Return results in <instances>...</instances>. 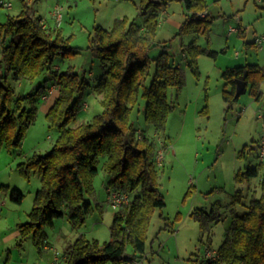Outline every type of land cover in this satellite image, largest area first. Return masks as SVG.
I'll list each match as a JSON object with an SVG mask.
<instances>
[{
    "label": "trees",
    "instance_id": "trees-1",
    "mask_svg": "<svg viewBox=\"0 0 264 264\" xmlns=\"http://www.w3.org/2000/svg\"><path fill=\"white\" fill-rule=\"evenodd\" d=\"M21 1V12L0 22V147L5 145L12 151L22 146L25 133L36 118V102L42 100L51 83L57 86V95L46 116L61 134L50 151L19 164L27 178L31 170L38 172L42 185L36 191L29 220L18 225V244L22 246L31 239L41 250L47 244L45 228L55 226L57 218L67 217L73 228H80L89 215L100 209V204H94L89 197L95 195L94 180L100 158L105 155L103 167L110 174L108 195L115 190L127 194L129 200L115 208L108 241L91 240L81 234L65 248L62 264L136 261L146 253L153 215L164 208L166 200L159 181L156 142L145 131L138 132L132 113L142 96L146 100L145 120L157 130H165L174 109L167 88H182L185 83L184 70L173 62L167 43L155 58L151 57V51L159 45L156 37L161 14L174 0H140L143 25L124 17L110 29L95 27L93 46L103 71L92 88L103 95V110L92 120L75 126L72 123L79 111V97L91 83L73 68H55L54 61L56 56L66 57L79 51L70 43L72 36L47 26L41 15L30 14L26 0ZM182 1L186 18L178 34L209 35L215 17L209 11L204 16L200 14L208 10L206 1ZM182 51L197 77L199 57L219 55V51L195 41L183 43ZM151 72L152 80L147 84ZM40 77L44 81L26 93L17 92L10 80L35 81ZM223 77L232 84L231 89L223 91L228 106L240 98L236 96L239 79L246 81L243 93L249 90L257 101L264 97V67L259 64L227 67ZM202 112L209 114L208 104ZM250 150L251 146H244L239 157H245ZM257 175L259 168L248 166L235 179L242 183ZM261 189L259 196L254 195L244 205L241 191L232 195L233 205L241 203L247 210L233 213L225 240L212 250L213 256H205L202 264H264V177ZM135 191L139 193L131 197ZM24 197L18 189L11 194L17 203H22ZM222 207L217 203L211 211L196 209L193 214L202 229H209L212 222L224 219ZM129 244L133 254L127 253Z\"/></svg>",
    "mask_w": 264,
    "mask_h": 264
},
{
    "label": "rangeland",
    "instance_id": "rangeland-1",
    "mask_svg": "<svg viewBox=\"0 0 264 264\" xmlns=\"http://www.w3.org/2000/svg\"><path fill=\"white\" fill-rule=\"evenodd\" d=\"M5 1L11 2L12 6H0V22H5L8 15H18L23 8L21 0ZM205 1L208 4L205 12L209 11L215 19L210 34L199 35L197 43L219 50L218 57L201 56L200 76L194 74L182 51L183 43L191 42L194 36L178 34L185 19L184 2L172 1L161 14L156 37L159 45L151 51V57L155 58L163 50V44L167 43L169 46L166 49L172 55L173 62L184 70L185 83L182 88H167V95L174 109L170 112L165 130H157L145 120L146 100L142 96L132 113L138 132L145 131L156 142L159 181L166 200L164 208L153 215L148 230L146 253L136 260L140 264H202L207 253L216 250L225 240L233 213L247 210L243 205L254 197L252 193L255 190L251 189L253 184L257 188L255 196L261 194L259 178L238 184L235 175L239 170L264 161V157L261 158L264 151L261 145L264 99L255 100L248 90L229 109L222 95L226 84L222 72L227 66L239 64L245 58L242 37L238 36V32L232 31V28L238 27V18L242 16L244 24L249 26L247 40L253 41L259 21L264 22V1ZM26 2L30 13L41 15L47 26L49 24L59 29L67 37L72 36L70 43L79 52L66 57L56 56L54 67L61 71L73 68L81 77L90 81V88L79 97V111L72 125L92 120L103 110V95L92 88L103 71L93 46L95 27L101 25L110 29L117 19L124 17L135 19L138 24L143 25L140 0ZM58 6L63 16L60 23L54 15ZM260 34L258 36L261 37ZM227 41L228 49L223 52L222 48ZM237 52H241L243 58L239 59ZM257 53L259 63L264 66V48H258ZM154 64L153 61L151 71ZM10 80L19 93H26L40 81H44L42 77L35 81ZM151 80L152 72L147 76L146 83L149 84ZM50 89L52 92L48 97L36 102V118L27 129L22 146L12 151L5 145L0 147V260L4 261L11 254L14 256L11 264H18L19 259L25 260L27 257L34 262V256L39 254L31 239L25 241V250L22 251L15 246L13 240L6 241V237H12L18 232V224L29 220L36 191L42 185L38 172L31 170L30 177L27 178L21 173L19 164L35 154L50 151L61 134V130L52 126L46 116L57 95L56 85L51 83ZM206 104H209V114L202 112ZM247 143L251 144L248 157L239 158L238 151ZM106 160L107 156H101L99 173L94 180L95 195L89 197L94 204H100V209L89 215L80 228H73L67 217L57 218L55 226L45 228L49 241L57 247L59 253L81 234L101 242L110 239V225L116 209L108 198L107 183L110 174L103 167ZM238 188L245 194L243 205L238 203L239 206L233 205L231 201V195ZM14 189L25 194L22 203L11 198ZM138 193L132 192L131 197ZM217 203L223 206L221 211L224 219L212 222L209 229H202L194 211H211ZM19 250L23 257L19 256ZM127 253L133 254L131 244L127 247ZM53 263L54 261L51 264Z\"/></svg>",
    "mask_w": 264,
    "mask_h": 264
},
{
    "label": "crops",
    "instance_id": "crops-1",
    "mask_svg": "<svg viewBox=\"0 0 264 264\" xmlns=\"http://www.w3.org/2000/svg\"><path fill=\"white\" fill-rule=\"evenodd\" d=\"M259 1H264V0H259ZM165 11V10H164ZM30 14H32V13H30ZM185 18H186V15H185ZM239 25H238V27H233L234 29L232 30V31H236V32H238V36H241L242 37V48L244 47L245 48V58L239 63V64H235V65H232V66H227V67H234V66H239V65H247V64H259L261 67H264L262 64H260L259 63V56H258V48H260V49H263L264 48V39L262 40V42L261 43H258L257 41H256V39H257V37H259L258 35L260 34V35H262L263 37H264V22H262V20L261 21H259V25H258V28H255V31H254V40L253 41H248L247 40V31H248V28H249V26H247V25H245L244 24V20H243V17L242 16H240L239 18ZM43 20H44V18H43ZM185 20V19H184ZM44 22L46 23V21L44 20ZM46 25H47V23H46ZM48 26H50L49 24H48ZM211 30H212V26H211ZM194 37L192 38L193 40L191 41V42H193V41H195V42H197V38H198V36L199 35H202V34H199V33H193L192 34ZM240 37V38H241ZM228 43H229V41H227L226 42V44L224 45V47L222 48V51L223 52H226L227 51V49H228ZM187 44V43H186ZM209 46V45H208ZM210 47V46H209ZM211 48V47H210ZM211 49H213V48H211ZM216 50V49H215ZM217 51H219V50H217ZM237 55H239L238 57H239V59H241V57H242V54H241V52H237ZM201 56H203V55H201ZM201 56L199 57V59L201 58ZM184 57L186 58V56H185V54H184ZM243 58V57H242ZM216 59V58H215ZM226 67V68H227ZM225 68V69H226ZM225 69H223V72H224V70ZM223 72H222V74H223ZM231 87H232V84L231 83H229L227 80H226V84H225V88H224V90L225 89H227V90H229V89H231ZM223 90V91H224ZM223 91H222V95H223ZM243 94V93H242ZM241 96V95H240ZM239 96V97H240ZM223 99H224V97H223ZM240 99V98H239ZM239 99L237 100V101H239ZM262 99H264V97L262 98ZM224 101L228 104V102L224 99ZM261 101V100H260ZM52 105V104H51ZM209 105V104H208ZM233 105V104H232ZM228 106V108L229 109H231L233 106ZM228 109V110H229ZM264 124V123H263ZM256 140L254 139L253 140V142H255ZM251 146V144H249V143H247V144H245L244 146ZM242 149H240L239 151H238V157H239V153H240V151H241ZM251 151V150H250ZM249 151V152H250ZM249 152H247V154H246V156L245 157H242V158H247L248 157V154H249ZM239 158H241V157H239ZM262 160V159H261ZM252 167H257V168H259V175H257V176H255V177H252L250 180H248V181H246V182H251L254 178H259V185H260V188H261V181H262V179H263V177H264V172H263V170H264V161H260V163H258V164H256V166H252ZM239 171H243V170H239ZM238 171V172H239ZM237 172V173H238ZM236 173V174H237ZM236 176V175H235ZM236 180V179H235ZM236 182H238L237 180H236ZM238 184H240V182H238ZM254 185V186H253ZM252 186H251V189H254L255 190V193H252V194H254V195H256L257 194V188H256V186H255V184H253ZM3 186V185H2ZM238 191H241L242 192V190H241V188H238V189H236V191L234 192V194L236 193V192H238ZM261 191H262V189H261ZM243 193V192H242ZM234 194H232V195H234ZM244 194V193H243ZM231 195V196H232ZM251 195V194H250ZM244 196H245V194H244ZM232 202H233V198H232V200H231ZM221 204V203H220ZM230 204H232V203H230ZM222 205V204H221ZM237 206H239L238 204H237ZM20 224V223H19ZM18 224V225H19ZM47 233V232H46ZM19 235H20V231H19V228H18V232L16 233V234H13V239H12V237H10L9 235H7V237H6V241H10V240H13L14 242V244H15V246H17V248L18 249H20V250H25V242L23 243V245L21 246V245H19L18 244V241H19ZM47 235H48V233H47ZM63 235L61 234L60 235V237H62ZM49 236H47V244L41 249V250H39L38 248V250H39V254L38 255H35L34 256V262L32 261V260H30V258L29 257H27L25 260H23V259H19V261H18V264H51L53 261L55 262L56 260H57V262L59 263V264H62L63 263V255H64V250H62V252L61 253H59L58 252V250H57V247L55 246V245H53L50 241H49V238H48ZM12 243V244H13ZM69 245V244H68ZM67 245V246H68ZM19 250V251H20ZM22 254L23 253H21V251H20V253H19V256L20 257H23L22 256ZM14 259V256L12 257L11 256V254H9L8 255V257L4 260V261H2V260H0V264H11V260H13Z\"/></svg>",
    "mask_w": 264,
    "mask_h": 264
},
{
    "label": "built area",
    "instance_id": "built-area-1",
    "mask_svg": "<svg viewBox=\"0 0 264 264\" xmlns=\"http://www.w3.org/2000/svg\"><path fill=\"white\" fill-rule=\"evenodd\" d=\"M0 6L11 7L12 3L11 2H7L5 0H0ZM200 14L202 16H204V15H206V12L204 11V12H202ZM54 15L56 16L57 21H59V23H60V21H61L63 16H62V13H61V8L59 6L54 10ZM233 29L234 28H232V30ZM263 39H264L263 36H261V37L259 36V37H257L256 41L258 43H261ZM51 92H52V89H50L47 93H45L42 96V99H45L46 97H48V94H50ZM261 145H263V147H264V124H263V136H262ZM263 157H264V151L261 154V158H263ZM108 198H109V202L112 204V206L114 208L119 207L123 202L129 200V197H128L127 194H124V193H121V192L115 191V190H110ZM213 254H214V251L207 253V255H209V256H213ZM53 264H58L57 260ZM123 264H132V262H126V263H123ZM135 264H140V263L135 261Z\"/></svg>",
    "mask_w": 264,
    "mask_h": 264
},
{
    "label": "water",
    "instance_id": "water-1",
    "mask_svg": "<svg viewBox=\"0 0 264 264\" xmlns=\"http://www.w3.org/2000/svg\"><path fill=\"white\" fill-rule=\"evenodd\" d=\"M246 87V81L245 80H242V79H239L237 80V89H236V96H240L244 89Z\"/></svg>",
    "mask_w": 264,
    "mask_h": 264
}]
</instances>
